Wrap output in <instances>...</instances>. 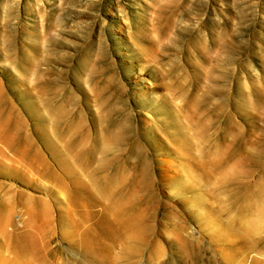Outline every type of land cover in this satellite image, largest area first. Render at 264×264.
<instances>
[{"label": "rangeland", "instance_id": "obj_1", "mask_svg": "<svg viewBox=\"0 0 264 264\" xmlns=\"http://www.w3.org/2000/svg\"><path fill=\"white\" fill-rule=\"evenodd\" d=\"M0 264H264V0H0Z\"/></svg>", "mask_w": 264, "mask_h": 264}, {"label": "bare ground", "instance_id": "obj_2", "mask_svg": "<svg viewBox=\"0 0 264 264\" xmlns=\"http://www.w3.org/2000/svg\"><path fill=\"white\" fill-rule=\"evenodd\" d=\"M170 165V164H169ZM170 167V166H169Z\"/></svg>", "mask_w": 264, "mask_h": 264}]
</instances>
